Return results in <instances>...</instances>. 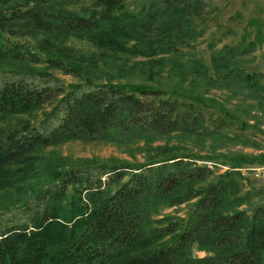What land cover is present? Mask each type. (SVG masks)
Segmentation results:
<instances>
[{"label": "trees", "instance_id": "obj_1", "mask_svg": "<svg viewBox=\"0 0 264 264\" xmlns=\"http://www.w3.org/2000/svg\"><path fill=\"white\" fill-rule=\"evenodd\" d=\"M96 1L78 13L59 1L0 0V67H19L0 69V190L20 183L36 153L50 146L114 133H192L201 126L199 110L191 116L163 87L95 82L99 58L135 57L117 69L140 71L157 81L167 65L163 53H169L172 66L192 73L194 80L264 88L261 74L246 72L236 59L253 50L254 41L211 53L210 67L178 58L198 33L192 20L202 15V0H151L138 10L121 0ZM19 35L39 37L36 47L45 54L28 50ZM71 40H85L98 52L83 58ZM28 63L82 82L65 84L47 70L26 69ZM45 104L51 108L39 122L2 129L11 117ZM153 151L138 165L69 168L18 209L1 211L0 264H264V202L244 208L249 197L240 193L244 176L238 170L243 163L263 165L264 154L234 157L227 170L215 174L197 162L215 164L213 157H192L174 145ZM121 181L106 193V187ZM191 199L185 216L160 213ZM195 250L205 254L197 256Z\"/></svg>", "mask_w": 264, "mask_h": 264}, {"label": "rangeland", "instance_id": "obj_2", "mask_svg": "<svg viewBox=\"0 0 264 264\" xmlns=\"http://www.w3.org/2000/svg\"><path fill=\"white\" fill-rule=\"evenodd\" d=\"M53 1H59L62 6L78 13H86L89 8L96 6L99 2L96 0ZM121 1L128 9L138 10L151 0ZM202 1L204 8L202 15L192 20L193 27L198 33L195 39L183 46L178 53V58L183 62L201 60L210 67L211 53L239 43L244 45L254 41L255 48L240 57L236 56V59H240L246 72L260 73V82L264 86V0ZM19 37L20 42L27 44L28 50L40 55L45 54L36 47L35 39L39 37L30 38L28 35H19ZM69 44L81 52L83 58L87 54L95 55L98 52L95 46L85 40H71ZM163 54L169 58V53ZM170 54L175 56L174 53ZM168 58H166L167 65L161 72L162 75L157 79L158 83L140 71L118 70V64L123 62L124 66H128L137 60L127 55L104 61L99 58V63L96 64L99 71L93 73L92 78L95 82H127L163 87L179 100L181 107L188 110L191 116L199 110L196 119L201 121L199 128L192 133L174 132L168 135L132 136L114 133L100 140H70L47 147L36 153L34 164H29L20 183L12 182L11 187L0 190V212L18 209L46 187L55 183L58 180L56 176L63 174L69 168L98 163L138 165L150 158L152 155L149 153L153 154L155 147L161 145L178 146L181 152L192 154V157L196 158H215L217 160L215 164L209 161H197L199 164L209 165L215 174L227 170L234 157L264 154V88L252 90L243 88L239 83H232L230 87H226L223 84L211 85L207 81L194 80L192 73L174 68ZM2 68L16 70L19 67L2 64L0 69ZM25 68L47 70L65 84L82 82L80 77L64 74L58 69L47 68L44 64L28 63ZM50 108V105L45 104L40 110L30 114L15 115L1 127L5 130H15L18 128L17 122L37 123L43 117V111ZM157 156L161 155L157 154ZM253 163H243L238 168L244 176L241 180L240 193H247L249 203L244 205V208L249 211L255 205L264 202V164ZM214 178L215 175L209 181ZM123 181L112 187H106V193H112ZM194 200L191 199L180 205L165 206L160 213L171 218L185 216ZM194 254L202 256L205 253L195 250Z\"/></svg>", "mask_w": 264, "mask_h": 264}]
</instances>
